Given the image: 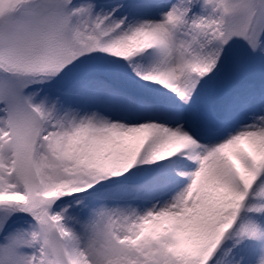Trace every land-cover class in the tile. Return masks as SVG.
<instances>
[{"label":"snow or ice","instance_id":"1","mask_svg":"<svg viewBox=\"0 0 264 264\" xmlns=\"http://www.w3.org/2000/svg\"><path fill=\"white\" fill-rule=\"evenodd\" d=\"M0 264H264V0H0Z\"/></svg>","mask_w":264,"mask_h":264}]
</instances>
